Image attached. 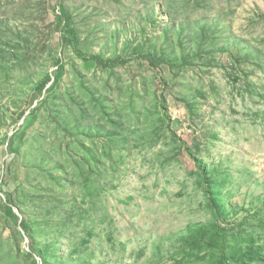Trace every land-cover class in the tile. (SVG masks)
Instances as JSON below:
<instances>
[{
    "label": "rangeland",
    "instance_id": "1",
    "mask_svg": "<svg viewBox=\"0 0 264 264\" xmlns=\"http://www.w3.org/2000/svg\"><path fill=\"white\" fill-rule=\"evenodd\" d=\"M221 252L264 264V0H0V264Z\"/></svg>",
    "mask_w": 264,
    "mask_h": 264
},
{
    "label": "trees",
    "instance_id": "2",
    "mask_svg": "<svg viewBox=\"0 0 264 264\" xmlns=\"http://www.w3.org/2000/svg\"><path fill=\"white\" fill-rule=\"evenodd\" d=\"M61 16H63L65 18V20L69 21L70 20V15L68 13V11L66 10V8H62V13ZM66 31L68 32V34L70 35V38L73 40H75V30L69 26L66 27ZM87 61V59H86ZM128 62V60H124V59H107V60H103L100 56H95L93 57L88 63L90 67H94L95 64L101 63V64H105L107 66H111V67H116L118 65H122V64H126ZM63 65L61 64V58H58V68H59V74L62 72L63 70ZM52 80V76L50 74L45 75L40 82L37 85V88L40 92H43V90H46L48 84L51 82ZM9 214H14L12 207L10 206H6L5 209ZM21 227L28 232L29 231V224L28 221L23 219L20 223ZM217 264H226V256L224 255L223 252L220 253V257H219V262Z\"/></svg>",
    "mask_w": 264,
    "mask_h": 264
}]
</instances>
